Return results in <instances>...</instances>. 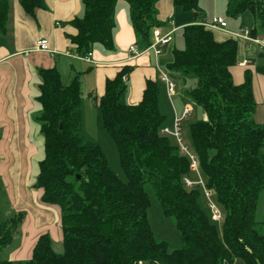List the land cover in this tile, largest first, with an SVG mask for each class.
<instances>
[{
	"label": "trees",
	"instance_id": "obj_1",
	"mask_svg": "<svg viewBox=\"0 0 264 264\" xmlns=\"http://www.w3.org/2000/svg\"><path fill=\"white\" fill-rule=\"evenodd\" d=\"M120 0H83L84 16L66 24V37L75 54L88 56L95 44L114 47L116 6ZM141 49L153 43L159 18V0H125ZM32 17L42 0H19ZM200 0H174L176 8L191 12L194 23L182 29L184 47L175 48L172 72L196 76L189 98L207 115L191 125L192 151L209 189L225 214L223 232L203 209L201 188H187L191 162L173 137L162 134L167 117L160 108V86L147 81L137 105L126 102L127 81L133 67L125 66L106 82L97 100L99 122L117 145L128 177L113 172L101 146L82 133L84 110L81 73L64 84L60 71L40 69L42 80L37 118L44 137V158L37 186L42 201L61 208L63 252L42 235L28 261L0 260V264H264V219L256 221L264 189V125L253 120L257 108L253 72L242 84L234 81L239 40L220 42L205 18ZM251 12L253 37L264 34V0H230L228 14ZM10 0H0V36L8 32ZM260 57H264L262 53ZM264 76V65L257 67ZM61 126H63L61 128ZM163 214L175 221L182 247L172 250L159 242L149 222L150 190ZM23 216L0 224V252L12 244Z\"/></svg>",
	"mask_w": 264,
	"mask_h": 264
},
{
	"label": "crops",
	"instance_id": "obj_2",
	"mask_svg": "<svg viewBox=\"0 0 264 264\" xmlns=\"http://www.w3.org/2000/svg\"><path fill=\"white\" fill-rule=\"evenodd\" d=\"M42 6L36 16L32 17L19 0H10L8 32L0 36V197L7 202L3 213L0 198V216L5 219L0 224L17 215L23 216L12 244L4 249L6 255L0 258L12 262L30 260L39 238L44 234L51 236L54 248L56 244L63 243L61 208L44 203L42 201L44 190L37 186L39 164L44 158L45 143L37 120L42 110L37 100L42 84L39 70L56 67L62 75V57L64 62H69L70 58L87 64V68L80 67L82 70L71 64V78L74 73H81L82 104L86 98L85 92L88 91L91 102L98 108L97 100L104 95L107 80L114 79L123 67H133L127 81L126 102L137 105L143 99L147 81L162 83L158 67L164 69L163 57L169 54L167 48L172 44L177 47L179 44L176 40L177 34L185 26L194 23L193 14L176 8L174 0H159V18L164 25L158 29L162 36L171 34L172 41L162 48V54L158 57L152 51H148L131 60L130 47L138 44V39L131 23L129 3L120 0L116 6L113 49L109 50L101 44H95L92 62H87L74 58L73 55L78 54L73 52L66 37L67 33L74 32L66 23L75 17L84 16L83 0H42ZM205 18L212 19L207 15ZM236 28L234 24L228 23L226 30H212L216 40L223 42L236 38L234 36L237 33ZM258 37L264 38V34ZM43 39L49 41L54 54L37 50L38 42ZM238 40V64L232 69L234 81L236 84H242L245 72L251 70L255 100L257 99L260 104L264 101V76L256 69L264 65V57L260 58L264 52L254 43ZM63 65L66 66V63ZM171 77L177 84V94L173 99L183 95L181 86L191 85V90L197 87V82L191 81L193 79H189V76L172 73ZM193 82L196 83L194 88ZM189 91H185L186 98H189ZM167 98L169 99L168 95ZM173 99L172 102L169 99L173 106L170 113L163 112L164 108L160 106L162 113L167 117L168 127L173 126L176 114L180 115L174 107ZM198 117L207 120L204 112H200Z\"/></svg>",
	"mask_w": 264,
	"mask_h": 264
},
{
	"label": "rangeland",
	"instance_id": "obj_3",
	"mask_svg": "<svg viewBox=\"0 0 264 264\" xmlns=\"http://www.w3.org/2000/svg\"><path fill=\"white\" fill-rule=\"evenodd\" d=\"M230 0H200V9L203 13V16L205 17L206 15L209 18H214L216 17H222L228 20V23L230 25L234 24L237 26V32L241 31V29H247L252 31L255 26H256V21L253 16V14L249 11L244 12L238 16H231L228 14V4ZM183 34L182 32L177 34L176 40L179 43L177 47L174 46V44L170 45L167 49L169 50V54L167 56L163 57V66H164V71L171 77L172 72L168 69V65L172 63L173 61V51L175 48H183ZM183 41V43H182ZM181 43V44H180ZM261 58V57H260ZM61 59V58H60ZM63 64L66 63V66L62 64V80L65 83H69V80L71 78L72 74V67L71 64H74L79 68V70H82L80 67L81 66H86L87 64L83 62H76L72 59H68L69 62H64V58L62 57ZM76 63V64H75ZM78 64V65H77ZM172 78V77H171ZM174 79V78H173ZM189 79H193L191 81L197 82V77L196 76H189ZM193 82V88L196 86V83ZM179 84V83H178ZM161 92H160V106L163 109V112H169L173 110L172 103L169 102V99L167 98V93L164 85L162 83H159ZM183 89V95L182 96H177L173 99V104L174 107L179 111L180 115L184 111L185 108L189 107L191 109V116L189 119L185 120L182 125V134H183V140L184 143L190 147L192 150V140H191V125L200 121L199 119V113L203 112V110L195 104L192 100H189V98L185 97V91L186 90H191V85L186 87L181 86ZM165 89V91H164ZM194 90V89H193ZM179 93H180V84H179ZM189 91V92H190ZM88 91L85 93V99L83 101V110H84V124L82 128V133L86 136L88 140L94 141L98 143L101 148L103 149L105 155L108 158L109 164L113 172L118 176L120 180L123 182L128 181V177L126 173L124 172L122 165H121V160H120V155L119 151L117 148L116 143L114 142L113 138L111 135L103 128L102 124L99 122V115L100 112L98 108L95 106V103L93 104L88 96ZM257 108L256 111L253 115V120L261 125H264V101L262 103H258L257 99ZM259 104V105H258ZM166 109V110H165ZM44 155V153H43ZM43 158V157H42ZM150 190V189H148ZM150 197H151V207L148 212V218L150 225L152 227V230L154 232V237L157 241L159 242H167L170 245V248L172 250H177L182 247V241L180 237V232L176 228V224L174 219L166 217L163 214L162 207L159 203V200L156 198L154 195L153 191H149ZM1 198V205H2V212L4 213V208L5 204L7 203L6 200H3ZM201 204L203 209L206 211V213L210 216L212 220V214L209 209L208 203L205 200V198H202ZM264 219V189L260 193L259 201H258V207L256 211V221L258 223H261ZM2 220H5L3 216H0V222ZM213 221V220H212ZM218 224V223H216ZM220 233L223 232V223L217 225ZM55 250L59 253L63 252V243L59 245H55ZM6 252L2 250L0 252V258L5 256Z\"/></svg>",
	"mask_w": 264,
	"mask_h": 264
},
{
	"label": "built area",
	"instance_id": "obj_4",
	"mask_svg": "<svg viewBox=\"0 0 264 264\" xmlns=\"http://www.w3.org/2000/svg\"><path fill=\"white\" fill-rule=\"evenodd\" d=\"M59 25V24H58ZM200 25H203L209 29L216 30H226L228 23L225 18L214 17L213 19L204 18ZM237 39H242L245 42H250L256 44L261 51L264 52V38L253 37L252 32L247 29H241V31L234 34ZM172 41L171 34L162 36L158 28L154 30V38L151 46L143 50L138 44H134L130 47V53L132 54L131 60L137 58L138 56L152 51L156 57L160 56L163 51V47ZM37 50L41 52H48L54 54L55 52L50 48L49 41L46 39L40 40L37 45ZM74 58L84 60L87 62H92V53L88 56L73 55ZM159 79L165 85L167 95L172 102L173 97L177 94V84L176 82L160 67H158ZM128 77H124V81H127ZM191 115V109L189 107L185 108L181 115L175 117V121L172 127H164L162 129V134L173 137L178 143L182 154L187 156L191 162V176L184 179L187 188L192 189L199 187L202 190L203 197L208 203L209 209L212 214V220L214 223H224L225 214L222 208L216 201L215 192L209 189L206 185V180L202 174L200 168V161L197 155L184 143L182 134L183 122ZM136 264H145L143 261H139Z\"/></svg>",
	"mask_w": 264,
	"mask_h": 264
},
{
	"label": "water",
	"instance_id": "obj_5",
	"mask_svg": "<svg viewBox=\"0 0 264 264\" xmlns=\"http://www.w3.org/2000/svg\"><path fill=\"white\" fill-rule=\"evenodd\" d=\"M63 126H61V128H62Z\"/></svg>",
	"mask_w": 264,
	"mask_h": 264
}]
</instances>
